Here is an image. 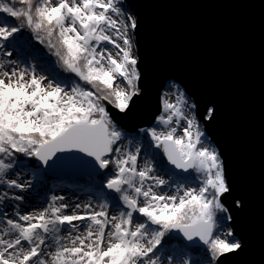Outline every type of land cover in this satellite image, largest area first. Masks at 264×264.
Returning <instances> with one entry per match:
<instances>
[{
  "label": "snow or ice",
  "instance_id": "1",
  "mask_svg": "<svg viewBox=\"0 0 264 264\" xmlns=\"http://www.w3.org/2000/svg\"><path fill=\"white\" fill-rule=\"evenodd\" d=\"M137 27L123 0H0V264H194L186 251L193 248L202 254L198 264H219L242 248L233 231H218V220L222 226L232 219L217 216L228 213L221 201L231 187L220 153L204 144L182 97L164 100L155 118L163 130H141L172 166L159 169L169 180L157 174V154L142 157L117 125L114 117L142 95ZM25 32V43L44 45L89 87L38 76L34 66L12 59L9 49ZM21 158L45 167L94 162L106 177L98 203L53 194L38 211L15 204L9 215L6 201L25 200L11 190L32 187L16 171ZM174 170L198 175L171 179ZM196 180L197 187L186 186Z\"/></svg>",
  "mask_w": 264,
  "mask_h": 264
},
{
  "label": "water",
  "instance_id": "2",
  "mask_svg": "<svg viewBox=\"0 0 264 264\" xmlns=\"http://www.w3.org/2000/svg\"><path fill=\"white\" fill-rule=\"evenodd\" d=\"M125 4L138 24L134 38L142 95L126 115L114 117L118 127L132 134L152 126L162 113L161 93L171 82L178 84L193 100L231 187L221 202L242 248L219 264H264V0ZM153 152L157 166L172 169L160 150L153 147ZM84 161L38 166L53 177L101 174L94 162ZM174 171L178 177L192 174Z\"/></svg>",
  "mask_w": 264,
  "mask_h": 264
},
{
  "label": "rangeland",
  "instance_id": "3",
  "mask_svg": "<svg viewBox=\"0 0 264 264\" xmlns=\"http://www.w3.org/2000/svg\"><path fill=\"white\" fill-rule=\"evenodd\" d=\"M124 5L125 4V0H123ZM127 9V8H126ZM127 12L130 13L135 19L136 16L131 13L130 11ZM134 43H135V38H134ZM135 48H136V54H137V47H136V43H135ZM26 47L24 46V44L22 43V41H20L14 48H10L9 50L13 51V57H11L12 59L18 60L21 62V66H25V65H31L35 67L36 70V74L38 76H46L48 77V79L56 81V82H62V81H73V79L71 77H67V75H64L65 73H63V75L59 74V73H54L53 70L51 71V75H47L46 70L48 69V65L46 63H42L40 58L38 57V55H34L33 53L29 52L28 50H25ZM138 55V54H137ZM78 82V81H77ZM81 83V82H79ZM82 84V83H81ZM162 94V113L163 114V102L165 99H167L170 103L175 104L177 101L178 97H182L186 103L184 105H182V108L185 112V115L189 118H194V120L196 121V123L198 124L200 130L203 132V136H202V141L204 142V144L206 146L215 148L214 144L209 140V138L207 137V135L204 133V128L202 123L199 122V120L196 117V114L194 113V103L193 100L190 99L185 93L184 90L178 85L175 84L173 82H171L170 84H168V87L163 91ZM209 118V117H208ZM181 126H186V122L185 121H181ZM150 127H157L158 130H163V126H159L156 124V122L150 126ZM120 128V127H119ZM149 128V127H147ZM147 128H143V129H147ZM121 129V128H120ZM122 130V129H121ZM142 129H140L139 131H141ZM123 131V130H122ZM126 137L128 139H130L132 141V144L134 147H140L141 148V156L147 159H151L152 157L150 156L151 151H150V137H148L145 133L143 134L146 137H138L135 134L138 133H129V132H125ZM125 143H127V140L125 141ZM154 147V145H153ZM217 150V149H216ZM30 158H24L23 160V165H18L16 171L20 172V175L22 178L27 179V180H31L32 181V187L29 188L27 191L21 193L19 192V190H11V192L16 194H20L23 195L25 197V200L23 202H18V201H6V204H8L7 207V211L9 212V215L12 214V205L18 204L20 206V209L22 212H27L26 206L27 205H32V204H38L40 205V208H42L44 206V201L46 199H49L51 197V195H53V193H51V190H53V185L54 183H57L58 187L61 188V190L68 192L69 195L72 196V199L74 198V196L76 197V199H83V196L87 195L86 197H92V199L94 201H96V194L99 192L100 190V185L101 182L103 180H105V176L100 174V175H89V176H84V177H68V176H57V177H53V176H49L46 175L45 173H43L41 171V169L38 166H34L29 162ZM140 163H143V159L140 161ZM154 164L156 165L158 171L157 174L162 175L164 179L169 180L170 177L168 175H164L163 172L159 171L160 167L157 166L156 162L154 161ZM33 173H35V175H33ZM197 173L192 172L191 176L195 179V177H197ZM178 176L172 177L171 179H178ZM199 181L196 180L194 183H189L188 187H197L198 186ZM175 189V184H172V189ZM105 192H108V190H104ZM164 191H169L168 188H165ZM117 194H113L112 196H116ZM84 200V199H83ZM98 203V201H96ZM6 209V208H5ZM4 209V210H5ZM114 214V213H113ZM218 217H226V215L224 213H217ZM229 220L225 219L222 222V226H221V222L218 220V231H228L229 229L232 231L230 225H229ZM170 249H173L176 247V242L173 241L171 242V244L168 246ZM186 251H188L189 256L192 258L194 264H198V261L200 259H202V254L201 252L197 251V249L193 248V249H187Z\"/></svg>",
  "mask_w": 264,
  "mask_h": 264
},
{
  "label": "trees",
  "instance_id": "4",
  "mask_svg": "<svg viewBox=\"0 0 264 264\" xmlns=\"http://www.w3.org/2000/svg\"><path fill=\"white\" fill-rule=\"evenodd\" d=\"M24 36V40H21L22 43L24 44V46L26 47L25 50H28L29 52L33 53L34 55H38V57L40 58L41 62L43 63H46L48 65V69L49 70H46L45 71L47 72V75H51V71L50 70H53L54 73H59L61 75H63V73H65L64 75H69V77H71L73 80L75 81H78V78H76L74 76V74H71L69 72H67L65 70V68L62 66V64L58 61L57 57L53 56L49 51L48 49L44 46V45H41L39 44L37 41L35 40H32L30 44H27L25 43V41L27 40L28 37L31 36V33L29 32H25L23 34ZM78 82H81V81H78ZM82 85H83V82H81ZM85 87H89L87 85H83ZM144 132L143 131H138L137 134H135L136 136H140V137H143L144 135ZM147 138V136H144ZM150 151H151V154L150 156L152 157V153H153V146L150 148ZM21 159H24V158H21ZM29 162L34 165V166H38L37 164V161H35L34 159H29ZM172 178V177H171ZM175 178V177H174ZM226 216L228 215V213H224ZM197 251L199 252V250L197 249Z\"/></svg>",
  "mask_w": 264,
  "mask_h": 264
},
{
  "label": "bare ground",
  "instance_id": "5",
  "mask_svg": "<svg viewBox=\"0 0 264 264\" xmlns=\"http://www.w3.org/2000/svg\"><path fill=\"white\" fill-rule=\"evenodd\" d=\"M53 185V190H51V193L55 194V195H63L66 198V202H72V203H77V202H85L88 200V197H86L87 195L83 196V199H76V197L74 196V198L72 199V196L68 194V192H65L63 190H61L60 187H58L57 183L52 184ZM16 193V192H15ZM94 201V200H93ZM96 202V201H94ZM97 203V202H96ZM27 212H32V211H38L40 210V205L38 204H32V205H27L26 206ZM7 211V208L5 209Z\"/></svg>",
  "mask_w": 264,
  "mask_h": 264
}]
</instances>
